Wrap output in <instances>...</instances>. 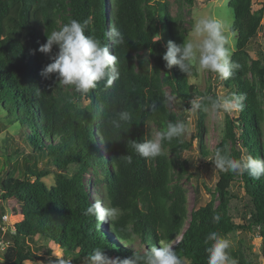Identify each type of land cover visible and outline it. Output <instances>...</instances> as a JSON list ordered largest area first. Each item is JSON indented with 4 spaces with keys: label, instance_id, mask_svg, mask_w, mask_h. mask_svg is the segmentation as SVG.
<instances>
[{
    "label": "trees",
    "instance_id": "trees-1",
    "mask_svg": "<svg viewBox=\"0 0 264 264\" xmlns=\"http://www.w3.org/2000/svg\"><path fill=\"white\" fill-rule=\"evenodd\" d=\"M195 1L179 0L174 13L169 0H0V108L5 113L0 124L7 128L19 121L23 126L20 141L7 133L1 147L0 199L23 205V219L5 233L7 263L47 264L40 254L46 248L58 264L56 246L72 264H89L97 248L110 260H123L161 245L171 246L183 264H207L205 238L212 231L226 238L240 231L264 238V177L215 169L219 179L210 201L190 209L182 183L189 164L181 156L192 141L184 136L163 141V154L156 158H143L131 148L133 140L150 138L152 123L161 130L168 122L185 121L171 111L168 89L187 106L198 96H218L192 83L191 73L166 68L162 59L168 41L179 45L188 39L183 8ZM229 5L236 34L230 62L239 68L222 83L228 97L245 94L246 99L242 111L227 115L216 149L235 158L264 159V53L259 58L250 54L263 28L264 3L257 10L254 0H230ZM72 19L87 21L86 35L107 44L117 56L111 85L99 82L81 94L74 86L60 85L56 74H41L52 61L39 46ZM110 28L123 34V44L109 40ZM157 34L161 40L154 42ZM56 52L54 45L51 55ZM120 111L131 112L132 121L115 129L110 121ZM198 113L194 138L205 163L214 166L216 149L211 154L204 142L207 112ZM128 156L131 164L126 163ZM88 174L95 178L93 190L101 201L119 210L114 221L99 227L94 217L84 214L95 203ZM51 175L52 184L45 180ZM4 213L1 205V224ZM214 214L221 217L219 223L213 222ZM229 253L237 264H250L244 251L231 247Z\"/></svg>",
    "mask_w": 264,
    "mask_h": 264
},
{
    "label": "clouds",
    "instance_id": "clouds-1",
    "mask_svg": "<svg viewBox=\"0 0 264 264\" xmlns=\"http://www.w3.org/2000/svg\"><path fill=\"white\" fill-rule=\"evenodd\" d=\"M86 25L87 21L81 23L72 19L59 29L51 31L47 35L46 43L40 45L38 49L39 52L49 55L52 61L42 69L41 74L45 78L50 74H56L60 85L74 86L75 91L81 94L96 88L99 82L111 85L116 79L115 66L118 62L117 56L110 54L107 44L92 35H86ZM108 37L114 45L124 43L123 34L115 28L108 30ZM159 40L161 35L157 34L154 42ZM226 42L224 25L218 18H196L190 37L179 45L171 40L168 41L162 59L166 62V68L177 66L186 75L195 67L198 72H212L218 74L221 79H228L239 65L230 62V53L225 47ZM54 45L58 47V52L51 55ZM144 59L148 61V56L146 55ZM148 64L151 67L149 62ZM245 99V94H233L230 97H197L189 103L193 112L211 110L213 113H231L242 111ZM131 121V112L120 111L110 123L113 128L120 129L122 123ZM186 130L187 126L183 121L168 122L165 128L155 132L154 138L145 139L143 142L133 140L131 148L143 158H156L163 154V141L180 140ZM211 161L215 169L221 172H232L237 175L246 172L256 180L264 177V159H256L252 156L235 158L217 148ZM126 163H132L131 156L127 157ZM84 214L94 217L99 227L101 222L114 221L119 215V210L96 200L87 207ZM212 219L214 223H219L221 217L214 214ZM205 243L209 245L206 248L207 264H237L229 253L233 244L230 239L212 231L206 236ZM88 260L89 264H183L171 246L161 245L151 246L144 255L135 251L131 257L123 260H110L104 254V250L97 248L93 250ZM58 264H70V260L59 259Z\"/></svg>",
    "mask_w": 264,
    "mask_h": 264
},
{
    "label": "rangeland",
    "instance_id": "rangeland-1",
    "mask_svg": "<svg viewBox=\"0 0 264 264\" xmlns=\"http://www.w3.org/2000/svg\"><path fill=\"white\" fill-rule=\"evenodd\" d=\"M169 1L171 3L172 11L175 13L179 9V0ZM229 3L230 0H196L194 6H185L183 8V13L185 17V26L189 29L188 38L190 37L196 18H218L224 25V34L227 40L225 47L229 50L231 57L236 45V34L231 31L234 17ZM263 3L264 0H254V9L257 10L261 8ZM262 23L263 28L261 29L257 40L250 47V54L254 58H259V55L264 53V19ZM190 81L197 84L202 91L210 89L218 96H227V89L224 87L222 79L219 78L218 74L207 71L198 72L194 67L190 74ZM168 93L170 99V109L172 112L183 116L185 120L183 122L187 126L184 137L188 139V141H192L193 144L192 147L189 150L184 151L181 156L183 159H186L189 164L188 175L183 179L182 183L188 190L189 208L192 209L193 207L204 205L210 201L211 191L214 190L219 176L213 165L205 163V159L200 153L199 139L194 138V136H197V127L199 123L198 110L193 112L191 110V105L187 106L180 102V100L171 93L170 89H168ZM82 103L87 104L88 99L84 98ZM3 114L5 113L0 108V116L5 118ZM227 115L233 117L234 112L213 113L210 110L206 113L204 123L205 132L203 134L204 142L211 154L215 151L218 143L222 139L225 131ZM3 125V123L0 124V161L4 158L1 147L5 144L4 138L6 134L9 133L16 138V141H20V135L23 133V126L19 121L9 124L7 128H3ZM157 131H159L157 125L152 123L148 127V134L150 138H154V134ZM22 146H25V144L23 143ZM26 151H29L28 147H26ZM244 158H247V155H244ZM18 161L22 162V155L18 157ZM87 177L92 183V188L90 190L93 194L94 201H101V196L96 194L93 190L96 187L95 178L90 176V174H88ZM45 180L50 184L54 183L53 175L46 177ZM197 187L199 188V194L196 190ZM238 188L242 194V189L239 186ZM1 205L5 206V213L2 216L3 223H0V264H9L3 257L4 249L6 247L4 240L6 237L5 233L10 229L13 230L14 225L23 219V214L21 212L23 205L14 199H7L6 201L0 199V206ZM228 239L233 242L232 247L237 252L244 251L250 264H264V238L258 236L257 234L240 231L236 234H231ZM38 241L40 245L47 246V242L44 241V239L39 238ZM138 242L140 243V241ZM44 249L46 250V248L41 249L42 251L40 250V254L47 258V264H57L56 259L53 258L52 255L47 254ZM54 254L59 259L70 260V264H72V259H70L71 257L65 256L63 251L57 246L55 247ZM39 263L41 264L43 262H29L27 264Z\"/></svg>",
    "mask_w": 264,
    "mask_h": 264
}]
</instances>
